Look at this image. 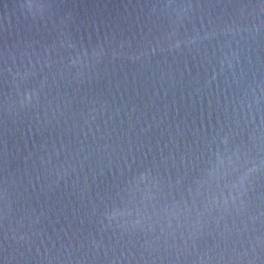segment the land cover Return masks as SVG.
<instances>
[{"label":"water","instance_id":"1","mask_svg":"<svg viewBox=\"0 0 264 264\" xmlns=\"http://www.w3.org/2000/svg\"><path fill=\"white\" fill-rule=\"evenodd\" d=\"M0 264H264V0H0Z\"/></svg>","mask_w":264,"mask_h":264}]
</instances>
